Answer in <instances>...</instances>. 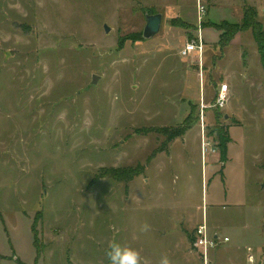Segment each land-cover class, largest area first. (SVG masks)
<instances>
[{
    "label": "rangeland",
    "instance_id": "obj_1",
    "mask_svg": "<svg viewBox=\"0 0 264 264\" xmlns=\"http://www.w3.org/2000/svg\"><path fill=\"white\" fill-rule=\"evenodd\" d=\"M152 1L0 0V264H108L113 239L150 264L162 255L186 264L189 251L190 264H205L192 239L204 215L211 233L229 239L209 264L215 255V264H249L248 247L264 264V75L240 83L243 127L227 129V162L218 129L233 121L224 108L207 113L217 154L204 157L199 79L187 86L193 98L176 81L196 61L178 56L180 39L197 41L199 28L178 17L177 0ZM235 7L222 10L233 23ZM157 14L161 30L146 40ZM201 38L220 43L215 29ZM232 40L205 52L206 104L235 55ZM185 123L191 129L163 152L160 130ZM146 129L155 132L136 133ZM139 166L130 183L103 177ZM143 223L150 231H139Z\"/></svg>",
    "mask_w": 264,
    "mask_h": 264
},
{
    "label": "crops",
    "instance_id": "obj_2",
    "mask_svg": "<svg viewBox=\"0 0 264 264\" xmlns=\"http://www.w3.org/2000/svg\"><path fill=\"white\" fill-rule=\"evenodd\" d=\"M155 1L156 0H154L152 2L154 3ZM197 1L198 0H177L176 1V3H177L176 7H173V8H175V13L178 15V17L182 18L183 20L188 21L189 23L196 25L197 28H199L198 35H199V33L201 34L202 32H203V34H205V32L209 29L210 30L215 29L219 33L220 40H221L222 32L218 29L219 26L221 24H224V23H229V24L241 23L243 18H244L245 9L247 7H252V8H255L257 10L258 21L263 26L262 20L264 19V3L262 0H199V3L201 5L203 4V6L206 10V15L204 17L205 18V24H209V25H205V26H200V24H199V27H198L199 14L197 11ZM179 2H181V3H179ZM229 4L236 5V7H235L236 10H234V12H236V14H234V16L237 17L236 23L228 21V17L226 15L222 14V10H224ZM245 33H247V35ZM171 37L172 36H169L168 39L175 40V38H171ZM241 38H247L248 41H246L245 43L244 42L240 43L239 40ZM252 38H253V40H252ZM185 40H186L185 38L181 37L180 42H182L181 43L182 46L178 50V56H180V51L185 47V45L187 43V42H185ZM230 47H232L235 50V55L231 56L230 60H229L230 55L227 58V65L229 63L228 66H230V67H228L226 69V71L224 70L222 72V75L225 76V77L223 76L224 81H221L217 85L214 96H212V100L209 101L210 102L209 104H206V101H205V90H206L205 85H206V79H207V76H206L207 71L205 70V62H206L205 52L210 51V50H216V49L220 51V49H221L220 44L207 45L206 43H204L203 58L200 60V57L198 54L192 55L190 58L196 59V61L193 60L191 62H188L186 64L187 70H185L184 74H182V76H180L176 80L177 84L180 86L179 88L181 90L185 89V91L184 90L183 91L186 92L187 97L193 98L195 96L194 92H190V89L187 86L190 85L191 80H193L194 84H195V77L197 79H199L201 99L199 97H197L196 100L198 102H200L204 107L207 108L204 112V127L205 128H206V126H209V121H211V119L209 118L210 116H207V113H210V112L213 113V111L217 110L215 108H211L210 106L214 105L217 94H218L219 89H220V85L222 83L228 84V86H229L228 92L230 95V101L226 105V107L224 108L225 109L224 110L225 111L224 119L228 120L229 118H231V121H233V123L223 125V126L228 127V128L243 127L242 122L240 120H238L236 117L237 109H236V107H234V102L236 101V99L240 95L239 94V89L241 87L240 83L242 85V90H243V88H246L248 86L247 83H249L251 81V79L253 78V72L260 73V74L264 75V67L262 66V63L260 62L258 48H257L256 42L254 40V37H253V34L251 31H243V32L238 33L234 37V39L232 40ZM190 58H188V59H190ZM222 60H223V58H222ZM192 64L194 67H196L195 71L193 70L194 67H191ZM184 80H187L186 81L187 85L183 83ZM262 80H263L262 92L264 93V77L262 78ZM252 90H255V88L253 87ZM241 105H243V104H241ZM243 107H239V108H243ZM209 108H211L210 111H208ZM189 114H190V112L187 113V115L185 116V118H184L185 120L188 118ZM200 129H201V135H202L201 125H200ZM177 140H179V139H177ZM173 143H171V144H173ZM211 160L217 161L215 157L212 158ZM225 166L227 168V163L225 164ZM216 234L218 235V233H214V235H216ZM248 249H252V254L254 256V262L249 261L250 253L248 252ZM189 252H187V254H186L189 257L187 259V261L184 262L186 264L191 263V260H192L191 256L194 255V253H195L194 251H189ZM196 253L199 254L197 251H196ZM258 255H259L258 253L255 254V251L252 247L247 248V262L249 264H255L257 259H258ZM217 257L218 256L215 255V258H214V260L211 261V264L220 263V261L217 259ZM205 264H209V262L205 263Z\"/></svg>",
    "mask_w": 264,
    "mask_h": 264
},
{
    "label": "trees",
    "instance_id": "obj_3",
    "mask_svg": "<svg viewBox=\"0 0 264 264\" xmlns=\"http://www.w3.org/2000/svg\"><path fill=\"white\" fill-rule=\"evenodd\" d=\"M221 34L220 45L225 46L227 42H230L238 33L243 31H251L258 47L259 55L261 58V63L264 67V30L262 28L261 23L258 21L257 11L252 7H247L245 9L244 18L241 25H229V24H221L218 28ZM191 123H185L183 126L177 127L175 129H162L160 130L165 135L166 141L163 145V152L168 148V146L185 136L187 131L191 129ZM228 127H221L218 129V135L220 137L219 147L221 148V162H227V153H228V143L229 140L227 138ZM159 131V130H158ZM155 132L153 129L146 130H137L138 134H149ZM103 177H111L116 180H121L126 183L132 182L135 178L143 175L145 169L143 166H139L137 168H123V169H110L104 170ZM38 237L36 234V241ZM193 239V238H192ZM41 255V254H40Z\"/></svg>",
    "mask_w": 264,
    "mask_h": 264
},
{
    "label": "built area",
    "instance_id": "obj_4",
    "mask_svg": "<svg viewBox=\"0 0 264 264\" xmlns=\"http://www.w3.org/2000/svg\"><path fill=\"white\" fill-rule=\"evenodd\" d=\"M198 14H199V24L200 26H202L203 18L206 15V10L204 6H202L201 4H199L198 6ZM203 53H204V42L202 41L201 34L199 33L198 40L187 42L185 47L180 51V56L183 59H188L192 55L198 54L201 60L203 58ZM228 89H229L228 84L222 83L220 85V89L217 94L215 103L213 106H210L211 108L223 109L226 107V105L230 101V95ZM203 109H205L204 106ZM201 121H202V154L204 157H206L208 153L217 154V150L212 149V145L210 141H208V138L206 137V131L204 127V113L203 115H201ZM203 219H204L203 223L198 225L197 228L195 229V235L193 237V247L194 250H196L202 256L204 262L208 263L210 252L216 249L220 244L228 242L229 239L228 238L221 239L219 235L212 234L207 226L205 215ZM248 252L250 253L249 261L254 262L252 249H248Z\"/></svg>",
    "mask_w": 264,
    "mask_h": 264
},
{
    "label": "clouds",
    "instance_id": "obj_5",
    "mask_svg": "<svg viewBox=\"0 0 264 264\" xmlns=\"http://www.w3.org/2000/svg\"><path fill=\"white\" fill-rule=\"evenodd\" d=\"M150 228L151 226L149 224L143 223L139 231L146 233L150 231ZM135 239L137 237L134 235L133 240ZM105 255L108 264H150V261L141 255L139 249L131 245L122 244L115 239L109 241ZM158 264H172V262L167 255H162Z\"/></svg>",
    "mask_w": 264,
    "mask_h": 264
},
{
    "label": "water",
    "instance_id": "obj_6",
    "mask_svg": "<svg viewBox=\"0 0 264 264\" xmlns=\"http://www.w3.org/2000/svg\"><path fill=\"white\" fill-rule=\"evenodd\" d=\"M163 16L160 14L151 15L147 17V24L145 30L143 32V38L146 40H150L159 34L162 27ZM106 32L110 31L108 26H105ZM99 80L98 76H93V84H97Z\"/></svg>",
    "mask_w": 264,
    "mask_h": 264
}]
</instances>
